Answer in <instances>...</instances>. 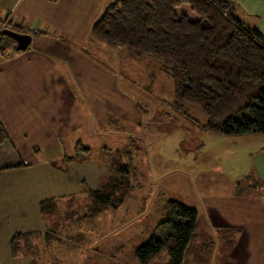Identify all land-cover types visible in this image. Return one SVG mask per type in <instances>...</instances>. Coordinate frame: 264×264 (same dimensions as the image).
<instances>
[{
  "label": "rangeland",
  "instance_id": "rangeland-1",
  "mask_svg": "<svg viewBox=\"0 0 264 264\" xmlns=\"http://www.w3.org/2000/svg\"><path fill=\"white\" fill-rule=\"evenodd\" d=\"M7 14L9 12L0 13V24ZM99 14L97 11V17ZM95 16V9L85 11L81 25L77 26L79 37L76 40L70 41L73 37L66 35L68 29L73 30L69 26L61 25L60 32L53 36L62 49L83 53L91 61L83 68L104 88L97 94L106 101L114 100L109 104L113 116L119 117L110 122L101 114L97 120L101 129L99 136L81 141L84 147L91 149L86 165L88 184L97 188V185L104 187L120 180L117 174H108L107 163L114 151L128 150L134 158L129 177L135 190L119 209L75 223V219L90 214L94 206L92 197L85 191L86 186L75 176L76 179L70 178L75 185L67 189L66 197L47 200L42 195L37 197L47 202L45 205L50 211L42 214L35 197L29 193L11 194L9 187L20 174L4 167L16 165V154L9 147L0 148V168H3L0 169V264H32V253L39 255L40 264H136L135 249L154 235L157 222L166 215L169 200L198 212L196 235L183 264H227L228 254L234 255L232 262L242 258L244 252L234 249L233 235L211 231L210 214L213 211L225 213L223 199L236 189V182L241 183L240 194L249 185L257 194L262 192L264 185L256 172L255 157L264 148V136L227 137L204 132L201 126L208 118L198 107H174L172 78L162 71L158 61L136 57L125 48L94 40ZM30 26L33 25L26 19L22 27ZM16 46L10 37L0 36L3 53H16ZM94 61L118 73L121 91L106 89V80L96 79L97 74L93 72L98 69ZM56 65L66 72L64 66L58 62ZM89 93L87 88L86 95ZM72 94L79 97L76 91ZM88 112L95 121L93 111L88 109ZM64 144L63 156L76 157L72 143L64 141ZM104 149L108 152H103ZM124 163L128 160L124 159ZM219 219L220 224L227 223L224 218ZM17 230L34 236L25 240L29 242V252L13 257L10 241ZM161 232L155 236L161 237ZM245 254L250 261L247 251Z\"/></svg>",
  "mask_w": 264,
  "mask_h": 264
},
{
  "label": "trees",
  "instance_id": "trees-1",
  "mask_svg": "<svg viewBox=\"0 0 264 264\" xmlns=\"http://www.w3.org/2000/svg\"><path fill=\"white\" fill-rule=\"evenodd\" d=\"M12 30L21 33L22 27L15 25ZM0 36H5L2 31ZM92 37L108 46L125 48L136 57L158 61L172 78L174 107H198L208 118L201 126L204 132L227 137L264 136V37L235 16L232 1L113 0L93 25ZM7 140L0 121V148ZM76 152V157L64 158V169L89 161L91 149L80 141ZM111 155L108 174H117L120 180L104 187L88 184L86 166L74 169V178L84 183L94 204L90 214L75 219V223L119 209L132 196V152L118 150ZM46 203H40L42 214L50 213ZM165 208L166 215L157 222L154 235L135 249L136 264H183L196 235L198 212L175 200H169ZM160 231L158 238L155 235ZM28 236L31 239L34 235L14 234L10 241L13 257L29 252ZM31 255L32 264H40L39 255Z\"/></svg>",
  "mask_w": 264,
  "mask_h": 264
},
{
  "label": "crops",
  "instance_id": "crops-1",
  "mask_svg": "<svg viewBox=\"0 0 264 264\" xmlns=\"http://www.w3.org/2000/svg\"><path fill=\"white\" fill-rule=\"evenodd\" d=\"M112 1L0 0V13L9 12L0 27L7 19L21 27L29 19L33 25L22 27L21 33L28 31L32 37L26 51L0 52V121L8 136L1 148L7 145L16 154V165L7 168H13L11 172L20 174L16 177L20 179H13L9 187L11 194L21 196L27 192L35 197L39 208L42 201L66 197L67 189L75 185L70 180L74 178L70 171L82 167L73 163L64 169V158L68 157L66 154L63 156L64 141L72 143L76 150L79 141L99 136L101 129L97 120L101 114L110 122L119 118L113 116L112 105L109 104L114 100L106 101L97 94L104 88L95 83L93 74L83 68L91 61L83 53L62 49L53 36L60 32L61 25L69 26L73 30L68 29L66 35L73 37L69 38L70 41L76 40L79 37L77 26L81 25L85 11L95 9V24ZM230 1L233 2L235 16L246 25L256 27L264 37V0ZM97 11H100L98 17ZM8 55L10 58H6ZM96 61L93 62L98 69L93 72L97 74L96 79L106 80V89L119 92L122 83L118 73L107 70ZM56 62L64 66L65 73L58 69ZM87 88L90 91L88 96ZM72 91H76L79 97L75 98ZM88 109L96 115L95 121ZM88 163L85 162L84 166ZM255 163L259 180L264 185V148L259 150ZM239 183L236 182V189L223 199L225 213L213 211L210 214L209 226L212 232L233 235L231 241H236L234 249L244 252L242 258H235L233 262L234 255L228 254L227 264H264V186L258 194L251 185L240 194ZM39 195L46 197L45 200H39ZM219 218H224L227 223L220 224ZM3 234L6 235V231ZM228 240L225 239L226 242Z\"/></svg>",
  "mask_w": 264,
  "mask_h": 264
},
{
  "label": "water",
  "instance_id": "water-1",
  "mask_svg": "<svg viewBox=\"0 0 264 264\" xmlns=\"http://www.w3.org/2000/svg\"><path fill=\"white\" fill-rule=\"evenodd\" d=\"M2 33L5 36L10 37L11 39H13L17 46H16V50L19 51H26L31 42H32V37L28 34H24V33H19L17 31L11 30V29H6L3 30Z\"/></svg>",
  "mask_w": 264,
  "mask_h": 264
},
{
  "label": "built area",
  "instance_id": "built-area-1",
  "mask_svg": "<svg viewBox=\"0 0 264 264\" xmlns=\"http://www.w3.org/2000/svg\"><path fill=\"white\" fill-rule=\"evenodd\" d=\"M15 26V24L13 22H4L2 23L1 27H0V31H3V30H6V29H11ZM24 34H28L30 35V33L27 31V32H24Z\"/></svg>",
  "mask_w": 264,
  "mask_h": 264
}]
</instances>
